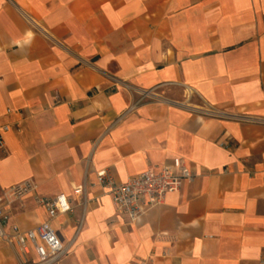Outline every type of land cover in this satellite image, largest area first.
<instances>
[{"label":"crops","instance_id":"obj_1","mask_svg":"<svg viewBox=\"0 0 264 264\" xmlns=\"http://www.w3.org/2000/svg\"><path fill=\"white\" fill-rule=\"evenodd\" d=\"M0 123V191L71 207L10 208L52 222L57 264H264V0H0ZM177 158L194 180L138 221L97 184Z\"/></svg>","mask_w":264,"mask_h":264},{"label":"built area","instance_id":"obj_2","mask_svg":"<svg viewBox=\"0 0 264 264\" xmlns=\"http://www.w3.org/2000/svg\"><path fill=\"white\" fill-rule=\"evenodd\" d=\"M10 128V124L0 123V151L5 154L8 153L5 135ZM96 177L97 184L109 191L118 211L129 216L134 222L149 209L165 204L170 193L180 192L184 182H192L195 176L186 159L177 158L174 165L166 166L159 172L150 168L123 183L116 182L107 169L97 171ZM38 186L34 179H29L0 191V240H5L9 244L16 242L26 257L33 251L38 257L37 262L26 258L21 259L19 264H57L68 252L62 236L55 230L50 220L43 221L28 231H22L18 223H11L12 205L30 195L34 196L39 205L48 209L51 219L60 213L68 214L71 211V207L61 204L58 198L40 195ZM84 188L85 185L77 189V192L83 194Z\"/></svg>","mask_w":264,"mask_h":264}]
</instances>
